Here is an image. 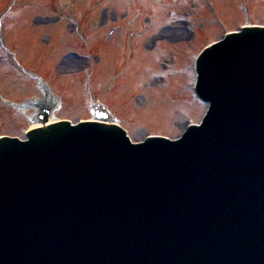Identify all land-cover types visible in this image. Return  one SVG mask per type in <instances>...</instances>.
<instances>
[{
	"label": "rangeland",
	"instance_id": "obj_1",
	"mask_svg": "<svg viewBox=\"0 0 264 264\" xmlns=\"http://www.w3.org/2000/svg\"><path fill=\"white\" fill-rule=\"evenodd\" d=\"M27 1V0H26ZM34 3L41 4V0H33ZM64 3H68L67 0H63ZM89 1L91 5H94V0H86V2ZM173 2L175 5V8L177 11L179 9L181 12L178 15L177 19L174 18H168L167 23H165V26L168 27V29L164 27H160L156 30L154 29L153 34L156 35L158 31L160 30L159 34H164L165 40H162L160 46L165 47L169 45V49H171V44H174L177 47H183L179 49L178 56L182 55L183 52L185 53H192V55H195L198 51L199 44H194L192 41V38H189L188 40L185 39L184 44H178L175 43V40L173 38V35L175 34V31L181 30L182 26L179 22V18H192L194 17V23L198 26H200V31L198 32V37L201 40V37L208 42L216 41L221 37V31L219 30L220 25L215 22L213 18V12H218L219 17L226 22L227 25L231 26L229 28L230 30L236 29V26H239L242 24V22L245 20V17L241 15V12L239 10V6L234 4V0H157L158 3L164 4V2ZM138 2L142 4V7L146 8L147 3L144 0H104V2L98 6L93 8V11L89 14L88 18H92L91 24L94 25L95 29L98 28L100 25H103L105 23L104 21V8L108 9V11H112L111 19L109 20V23L104 30L100 31V36L105 35L106 30L110 27L116 26L120 29H127V23L126 19L128 16H130V13H132V7H135V3ZM153 4V1L151 2ZM87 4V3H86ZM132 4V7L130 5ZM247 6L250 8L251 11V17L254 22H258L257 24H264V0H246ZM123 7V8H122ZM226 8L228 9V14H226ZM40 11H43V6H40ZM135 10V9H134ZM101 11V12H100ZM175 11V10H174ZM82 12L84 10L82 9ZM176 12V11H175ZM156 15H159V20H164L165 15H169V13H158L156 11ZM20 12L16 15L18 17ZM35 14V12H33ZM32 14V15H33ZM83 13H81L82 16ZM62 16V15H61ZM36 17V14L35 16ZM38 17V16H37ZM59 17V15H58ZM109 17V16H108ZM19 21L21 20V17H18ZM33 19V16L30 15V17ZM157 18V17H156ZM155 18V19H156ZM40 18H35L34 20L36 24L40 21ZM158 20V21H159ZM104 21V22H103ZM107 21V19H106ZM157 21V19H156ZM62 27L65 25V19L61 17V20L59 21ZM13 25H16L19 30V36L22 37L26 42L27 38L30 41L37 42L39 44V37L45 36L43 29H38L35 31L36 36L30 37V36H24L26 31L31 35L33 32L30 33L27 28V22L23 25L20 22H13ZM235 24V26H233ZM142 27V25L140 24ZM170 27V28H169ZM220 27V28H221ZM153 28V27H152ZM90 32V38L91 42L93 41L92 36L94 37L95 34L93 33L95 31ZM226 29V30H229ZM128 30H132L136 37L133 39V41L126 39V35ZM182 31V30H181ZM183 32V31H182ZM7 31L4 29L2 31V38L6 39ZM150 34V33H149ZM148 34V35H149ZM151 34L150 36H153ZM131 36V35H130ZM129 36V37H130ZM148 36V37H150ZM158 36V35H157ZM121 38L119 40V45L122 50H124V54L126 58L131 59V62L126 63L123 62V64H126L127 66H130V71L128 73L124 74V77L121 81L118 87L112 92L111 95L106 96L108 100L105 99V96L101 95L100 98L103 100H106V102L109 104L110 109L114 110L117 114L118 120L123 122V126L129 130L131 133L134 141H140L142 140V137H144V133L147 132V130L151 129L154 133L165 135L170 138H176L184 128V123L186 122L187 116L194 117L193 112L194 110L197 111V109L194 106H190V104L185 102V106L188 108H181V103L184 102V93H177L175 91H167L163 92L160 96L161 99L158 98V96H155L156 91H159L161 88L160 86L163 84V82L156 86V84L149 79H147V75H149L148 71V65L151 66V70L155 69L154 63L149 61V57H142V54L145 52H148V41L146 38L144 39V44H141V48L139 47V42L142 40V38L138 35L134 27L128 28L125 32H121L120 36L112 38L113 41H116V39ZM131 38V37H130ZM148 39V38H147ZM95 41V40H94ZM126 41L127 47H126ZM131 41V42H129ZM28 42V44H30ZM35 44V43H34ZM94 45V43L92 42ZM115 43H111L110 46H102L100 49H98L96 52L98 53V61L102 62V67L99 69L100 74L97 75L95 78V81H93L94 88L96 89H104L108 87V83L112 77V71H114V66L117 65V67L122 63V60L120 59L121 53L116 50ZM132 45V46H131ZM19 46L21 50H29V53L36 52L39 54V52L36 50L37 47L31 48V44L27 47H24L23 43H19ZM144 46V47H143ZM114 47V48H113ZM119 46H117L118 49ZM28 49V50H27ZM44 49V48H43ZM42 53L44 54L45 51L43 50ZM35 54V53H34ZM94 54V53H93ZM174 58L173 62H175L178 59L177 53L174 52ZM46 55V54H45ZM184 55V54H183ZM42 59L46 60V58H43L42 54L40 55ZM141 56V57H140ZM37 57V56H36ZM137 58V60L133 61L135 64L133 68L132 60L133 58ZM140 58V59H139ZM139 59V60H138ZM25 62L28 65L35 64V60H27L24 59ZM71 63L70 66H68L67 71L68 73L78 71L79 68H82L84 63L75 62L73 59L69 60ZM170 62V61H169ZM52 63V60L50 61V64ZM104 63V64H103ZM125 65V66H126ZM117 69V68H116ZM122 69V67H121ZM120 69V70H121ZM43 70V69H41ZM67 73V74H68ZM8 81L0 78V91L3 93L0 94V98L3 96L9 97L12 100H23L29 96H32V92H17L14 87L10 86V83H7ZM160 83V82H159ZM96 84V85H95ZM145 84V85H144ZM144 87L146 88H143ZM157 89V90H156ZM66 94L71 95L75 98V103L77 102L78 109L75 111L74 114H70L68 110H64L62 114L60 115L61 118H69L71 121L75 122L76 120L80 119H87L89 118L88 115V108L82 109L81 107V101L83 99L81 98L80 94V88H78L77 84L74 85L70 84L69 87H67ZM105 90V89H104ZM23 93V94H22ZM86 96L88 94L86 93ZM133 96V97H132ZM131 98L134 99L137 103H135ZM175 108V109H174ZM183 109H186V113L183 111ZM9 118V123H6L7 116L4 117L1 121V130L3 134H11V135H20L18 130L16 129L17 123H21V118H15L12 119ZM59 118V117H58ZM196 118V117H195Z\"/></svg>",
	"mask_w": 264,
	"mask_h": 264
},
{
	"label": "water",
	"instance_id": "obj_2",
	"mask_svg": "<svg viewBox=\"0 0 264 264\" xmlns=\"http://www.w3.org/2000/svg\"><path fill=\"white\" fill-rule=\"evenodd\" d=\"M248 61H249V59H248ZM260 62L258 61L259 66L262 65V63H260ZM252 96H253V94L250 95V97H252ZM260 102H261V99H260ZM258 105H259V103H258ZM258 105H256V107ZM263 110H264V103H262V107H260V110L258 111V113H256V116L252 119V123L257 122V121L264 122V111ZM251 113L253 114L255 112L252 111ZM251 116L252 115H250V117ZM250 117H248V119ZM241 132L242 131H240V133ZM236 139H237V134H234V135H232V139H230V140H236ZM249 152L250 151H248V153ZM248 153H246V158L248 156ZM250 155H251V153H250ZM244 160H245V158H244ZM241 164L242 163H240V165H238L239 167L237 170H239L241 168V166H243ZM226 165H224V167ZM239 172L240 171H238V174H239ZM200 198H201V195H200ZM198 200H200V199H198ZM216 204H217V202H216ZM218 205H219V203H218ZM215 206L216 205H214V208H215ZM216 209H217V207H216ZM208 221H209V219H208ZM224 223H225V225L228 224V223H226V221H224ZM187 228H189V226ZM205 228L206 227H204V229ZM211 228L218 229L224 235L230 233V235H228V237H226V241H224V245H222V247H220V251H218V255H216V257H214L213 255H210V257H212L211 260H209L208 257H202V256L200 257V254H199L200 246H194V244L197 242L198 239H196V242H194L195 241V237H194V240L190 243V246H191V244H193L192 247L179 248L177 250V252L174 251L175 250V247H174V249H172V253H166L165 255H162L158 260L154 261L153 264H264V256L259 257L256 255H250L248 253H245L246 255L240 257L238 253L234 252V250L231 251V249L234 248V246L235 247L239 246V248H241L242 245L245 246L246 248H248V250L256 249V248H254L253 245H251V246L248 245L249 243L255 242L256 240L260 241L258 244H259V247H261L264 243V232L263 231L259 235L250 233L249 230L244 231L245 230V224L243 225L241 220L236 221V225H234V227H230V226L224 227V226H222V224L219 221ZM201 229H202V227L200 228V231H201ZM204 229H202V232ZM200 231H198V233ZM198 233H196V235ZM200 234H202V233H200ZM246 234H247V236H246ZM244 244H246V245H244ZM229 248H231V249L228 250ZM253 254H257V252L253 253Z\"/></svg>",
	"mask_w": 264,
	"mask_h": 264
}]
</instances>
